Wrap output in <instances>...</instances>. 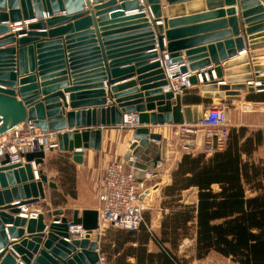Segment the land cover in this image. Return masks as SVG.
<instances>
[{"label":"water","instance_id":"water-1","mask_svg":"<svg viewBox=\"0 0 264 264\" xmlns=\"http://www.w3.org/2000/svg\"><path fill=\"white\" fill-rule=\"evenodd\" d=\"M179 1L0 0V132L31 120L44 131L57 132L58 149L82 163L84 149L102 148L99 126L133 130L123 159L143 181L169 155L168 137L153 127L196 124L207 109L205 103L183 105V94L166 90L165 63L181 62L192 86L217 103L243 99L242 90L264 91V57L258 56L264 51L255 50L264 45V38H258L264 33L254 35L264 30V0L241 1L246 37L240 34L235 8L226 10L228 19L192 24L194 17L173 16L183 9L172 6ZM206 2L218 5L222 0ZM21 21L29 22L11 28ZM247 43L250 55L230 59ZM211 63L213 67L200 70ZM237 63L245 64L230 68ZM252 65L255 72L250 73ZM135 74L136 79L113 85ZM67 106L77 110L65 111ZM224 112L229 121V106ZM67 126L77 128L64 131ZM204 138L200 129L188 146L203 150ZM22 155L24 162H12L8 153L0 158V264H103L98 209H74L70 216L57 207L47 211L53 219L49 224L42 211L29 219L14 216L23 205L46 198L44 185L57 187L39 167L47 157L43 149ZM14 200L19 203L9 204ZM92 233H97L93 239Z\"/></svg>","mask_w":264,"mask_h":264},{"label":"crops","instance_id":"crops-1","mask_svg":"<svg viewBox=\"0 0 264 264\" xmlns=\"http://www.w3.org/2000/svg\"><path fill=\"white\" fill-rule=\"evenodd\" d=\"M207 0H182L172 6L181 7L178 11L173 13V16L177 17H194L195 19L189 21L192 24H200L210 22L218 19H228L229 15L226 10L229 8H235L236 16L238 17L240 25V34H243L244 28L247 25L244 24V19L241 16L242 13V0H235L234 3L228 4L227 1L222 0L221 4L209 5ZM169 3H167V6ZM224 10L223 16H216L215 12ZM169 16V15H168ZM165 16H162L164 18ZM174 17V18H175ZM170 18V17H168ZM227 24L226 28H229ZM264 30L258 31L255 34H262ZM239 34V36H240ZM246 37V34H243ZM264 38V36L258 37ZM166 42V41H165ZM208 42L205 44V46ZM256 52L264 51V45H260L255 48ZM251 49L248 46L241 50L231 58H236L238 55L249 54ZM259 57H264V52L260 53ZM252 56H249V60H252ZM245 63H237L231 65L230 68H239V66ZM126 66V65H125ZM128 66V65H127ZM214 66V63L207 65L200 70H206ZM255 72L252 65L250 73ZM264 73V70H260ZM245 74L234 73L233 75ZM226 76V75H224ZM137 78V74L116 81L113 85L123 84ZM216 79H219L215 76ZM106 82V81H105ZM247 83L257 84L256 80H249ZM140 86V85H137ZM108 90V86H105ZM63 90V89H62ZM70 92H66L67 102L70 104L69 98ZM242 94L245 96L241 100H232L230 105L232 107L229 110V131L231 129L246 128V136L250 135L248 132H256L258 130L264 131V100H260L264 96V91L248 93L242 90ZM110 100V96L108 97ZM204 97L200 88L192 87L183 94V105L205 103L208 107L214 101ZM227 101V100H224ZM228 102V101H227ZM77 110L70 106L65 108V111ZM131 119L134 118L131 114H126ZM143 126H151V124L143 123ZM102 134V148L101 150H94L86 148L84 149V159L82 163L75 162L73 160L71 152L60 151L59 149H53L47 152L45 163L39 165L40 168L46 172L51 179H53L57 187L51 188L47 184L44 185L46 192V198L42 199L32 205H23L24 210L21 213L14 214V216H26L30 217V213L34 211H42L45 214V222L49 224L52 219L47 214V211L57 207H62L65 213L70 216L74 209H98L99 200L97 197V190L100 185V176L106 165L115 157L123 158L125 151L129 148L133 139V130H129L123 127H103ZM76 126H67L64 131H73ZM85 128L96 127H79L80 130ZM156 132H162L164 136L168 137V158L163 160L161 166L157 167L154 172H149L144 179L146 189L142 195V199L146 208L144 210V224L135 231H130L122 228L115 227L113 225H105L96 232H100L101 237L98 241V251L100 252L101 260L103 264H161L158 259L159 255H166L169 257L170 264H206V260L209 257H217L220 261L230 262L231 264H240L233 260L232 257L225 256L215 250H211L207 257L199 258L197 256V228L196 219L190 221L180 222V226H186L188 228L187 234L184 233L183 228L179 227L176 234H172L170 228H165L166 223L175 221V213L179 210L186 209L187 206L196 207L199 200V189L192 186L187 189L178 191L169 190L168 187L173 184V172L178 168V165L185 153L197 154L205 152L193 147H184L180 141L175 137L176 129L179 125L165 124L153 127ZM253 130V131H250ZM229 140V139H228ZM228 144L219 147L223 150ZM264 149V143L258 145L253 151L255 154L259 150ZM247 156L243 154V159L252 160L254 154ZM209 155V154H208ZM264 160V154L259 156L256 162ZM33 166L34 162H32ZM36 168H38L36 166ZM215 191L220 190L218 184H214ZM181 192V193H180ZM251 192V195H255L258 192ZM175 193V194H173ZM250 195V194H249ZM18 200L12 201L9 204H17ZM196 214V213H195ZM177 224V223H176ZM8 224H6L7 226ZM26 230V227H24ZM74 226L71 227L73 229ZM168 231V233H164ZM46 232V231H45ZM96 233V234H97ZM27 234V233H25ZM95 233H92L91 239L95 238ZM20 238H10V242H19ZM80 247L77 248L79 250ZM143 253L144 260H140L138 256ZM153 254L152 256H150ZM20 261V255L17 258Z\"/></svg>","mask_w":264,"mask_h":264},{"label":"trees","instance_id":"trees-1","mask_svg":"<svg viewBox=\"0 0 264 264\" xmlns=\"http://www.w3.org/2000/svg\"><path fill=\"white\" fill-rule=\"evenodd\" d=\"M246 131L244 127L231 129L223 150L185 153L173 172L168 189L181 191L195 186L199 200L196 207L177 211L175 221L164 227L172 229L173 235L182 227L187 234L188 228L180 222L196 219L199 258L215 250L240 264H264V160L250 161L242 156H250L264 143V131L247 136ZM214 184L220 190L215 191ZM247 190L258 193L249 195ZM138 258L144 260L143 253ZM158 259L161 264H170L166 255Z\"/></svg>","mask_w":264,"mask_h":264},{"label":"built area","instance_id":"built-area-1","mask_svg":"<svg viewBox=\"0 0 264 264\" xmlns=\"http://www.w3.org/2000/svg\"><path fill=\"white\" fill-rule=\"evenodd\" d=\"M47 16L48 14L45 15V17ZM28 22H16L10 26L17 30L24 24L26 26ZM163 66L168 80L166 90L184 94L193 87L188 79L189 73L181 72V62L165 63ZM129 123L136 124V119L132 118ZM200 129L205 132L203 150L206 153H212L225 145L229 139L230 131L224 105L208 106L202 119L196 124L179 125L176 132L181 137L180 143L184 147H191L188 146L187 141L195 140ZM37 149H43L46 154L50 150L58 149L57 132L44 131L31 120L15 124V126L0 132V158L8 153L12 162H24L22 154ZM145 189L144 180L136 179L132 167L127 164L125 159L113 158L103 169L97 190L100 205L98 206L100 228L105 225H113L130 231L138 230L145 222L146 205L142 199V194L146 192ZM37 212H31L30 215L36 216ZM78 228L84 235L85 231L81 225Z\"/></svg>","mask_w":264,"mask_h":264},{"label":"rangeland","instance_id":"rangeland-1","mask_svg":"<svg viewBox=\"0 0 264 264\" xmlns=\"http://www.w3.org/2000/svg\"><path fill=\"white\" fill-rule=\"evenodd\" d=\"M228 101V102H227ZM227 101H224V100H222V102H220V103H217V102H213L211 105H226V106H229V110H230V108L232 107V105H230V101H232V100H227ZM210 106V105H209ZM230 127V126H229ZM231 128V127H230ZM176 131H177V129H176ZM250 131H253V130H251L250 129ZM249 134L251 133V132H248ZM175 137L179 140V141H181V137L179 136V134L176 136V134H175ZM254 154V153H253ZM264 154V149H261V150H259L258 152H256L255 154H254V159H253V157H252V160L253 161H256L258 158H259V156H262ZM248 194H252L251 192H248ZM206 264H231L230 262H223V261H220V259L219 258H217V257H215V256H211V257H209L207 260H206V262H205Z\"/></svg>","mask_w":264,"mask_h":264}]
</instances>
